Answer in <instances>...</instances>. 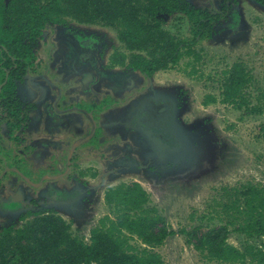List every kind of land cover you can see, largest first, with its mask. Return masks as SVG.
Here are the masks:
<instances>
[{"label":"rangeland","instance_id":"1","mask_svg":"<svg viewBox=\"0 0 264 264\" xmlns=\"http://www.w3.org/2000/svg\"><path fill=\"white\" fill-rule=\"evenodd\" d=\"M188 3L196 10L216 13L219 12L222 2L188 0ZM230 7L231 13L238 18V25H233L229 15L226 22L213 24L211 39L198 40L193 47L201 58L196 64L199 74H203L201 80L187 76L189 68H186V63L192 61L193 57L184 56L176 66L157 72L150 80L140 72L132 71L130 80L138 85L130 86L129 89L124 84V92L117 93L114 87L119 84L114 82L115 78L112 81L109 77H102V74L111 72L124 78L131 72L120 67H102H107L113 52L125 51L117 40L116 31L99 25H80L69 19H65V25L87 29L102 42L103 53L97 67L86 64L82 72L78 71L76 74L75 71H68V68H64L61 74L55 73L52 65H45L47 59L54 56L58 46L57 44L54 47L50 42H40L39 47L34 50L32 60V56L26 53L24 60L26 64L30 63V66H33V59L37 58L35 65L43 76L39 85H47L46 82L50 83L54 79L55 83L67 91L61 94L60 107H73L68 113L69 124L54 130V136L61 137L63 144L70 148L72 141L79 139L89 130V127L85 129L84 126L89 122L87 113L92 110L95 122L104 126L98 129L93 140L76 150V153L80 154L98 147L94 157L87 158L89 162L82 166L70 164L69 174L72 180L63 177V180L60 178L61 183L53 185L57 190L66 189L80 194L79 199L72 202L75 206L69 207L67 203H49L39 208L30 204L31 198L43 197L39 193L47 191L48 184L44 183L41 192L24 193L25 207L28 205L25 209H0V231L9 225L21 226L24 222L21 219L30 214L55 213L71 223L75 234L87 239L91 228L108 214L103 201L104 192L121 183L137 182L149 195L151 204L165 218L171 231H190L201 222V231L204 232L207 229L205 225L209 207L219 201V193L223 187L243 185L248 181L264 186V112L261 115H249L244 109L236 110L231 105L222 104L219 88L222 71L230 68L233 63H243L253 78V83L246 87L244 94L247 98L249 95L251 105L259 103L257 96L264 93V8L251 0H237V3L231 4ZM58 26H48L47 34L50 35L52 29ZM162 28L180 39L189 40L192 37L190 23L183 14L164 16ZM62 62L59 60V66ZM84 72H90L93 79V86H88L87 89L84 86L85 78L82 79ZM148 83L150 90H143L141 97L155 95L154 99L171 105L173 117L170 128L166 131L175 144H170L169 147L161 145L155 138L153 141L148 139L146 129L149 127H140L134 131L118 122L124 117L129 119L130 109L138 103L137 98L128 99L127 95L132 90L144 89ZM41 88L46 89L45 86ZM52 90L54 89L51 88L46 94L50 98L54 96ZM210 93L217 97V102L203 106L201 103L204 96ZM20 94L26 97L27 91L23 88ZM97 95L101 97L97 99ZM124 99L128 100V105L126 106V103L124 107L118 106ZM104 120L107 121L106 124ZM73 121L83 124L82 128H77ZM47 129L46 123H43L40 134L46 135ZM37 134H26L18 150L14 149L15 153L21 156L24 141L29 137L32 136L34 143L38 141L37 137L42 139L36 136ZM164 134L166 136L165 132ZM5 143L7 145L6 141ZM32 149L47 151L45 146H34ZM14 150L12 147L4 152L0 145V154L6 156L7 165L17 168L20 174L34 181L40 180L42 174L60 172V163L62 170L66 167L64 163L67 152L63 154L62 151L54 150L56 160L48 162L49 159L46 158L42 165V162H35L31 156L17 160L16 157L10 156ZM51 150L53 152V148H50ZM79 171L84 175L81 176ZM20 180L15 173L9 172L5 175L4 181L13 184V188L7 193L10 197L15 193V189L19 188L17 185ZM243 242V237L237 234H231L227 239V243L236 248H240ZM156 251L164 264H216L206 262L192 246L186 244L184 237L178 234L169 237Z\"/></svg>","mask_w":264,"mask_h":264},{"label":"trees","instance_id":"2","mask_svg":"<svg viewBox=\"0 0 264 264\" xmlns=\"http://www.w3.org/2000/svg\"><path fill=\"white\" fill-rule=\"evenodd\" d=\"M251 1L264 8V0ZM175 12L189 16L193 25L191 39H180L162 28L160 15ZM213 18L208 11L189 9L183 0H8L7 5L0 0V48H7L8 53L11 49L12 57L24 59L25 53L31 52L25 50L26 46L35 42L46 26L63 24L69 19L116 31L125 51L113 53L112 66H127L151 77L176 66L184 56H192V61L186 63V74L201 80L203 74L196 66L201 58L193 47L198 40L212 38ZM25 40L27 44H23ZM6 53L0 49V83L13 66ZM17 67L19 70L13 72L17 75L21 71L20 78L26 62ZM221 75L222 104L244 109L249 115L263 114L264 93L257 96L259 103L255 105L244 94L253 78L243 63H233ZM12 88L13 84L8 82L1 96L9 98L14 93ZM216 102L217 97L210 93L201 104ZM4 177L0 179V190ZM219 197L209 207L204 232L201 222L190 231L174 232L139 183H121L104 192L108 214L91 228L87 239L75 234L71 223L55 213L30 214L21 219V226L3 228L0 264H164L156 250L176 234L183 236L186 244L208 263L264 264V186L248 181L223 187ZM231 234L243 237L240 248L227 243Z\"/></svg>","mask_w":264,"mask_h":264},{"label":"flooded vegetation","instance_id":"3","mask_svg":"<svg viewBox=\"0 0 264 264\" xmlns=\"http://www.w3.org/2000/svg\"><path fill=\"white\" fill-rule=\"evenodd\" d=\"M183 1H184V3H186V5L189 9L190 8L194 9L193 7H191L190 3H188V0H183ZM234 1L236 4L237 0H228V1L221 0L222 3H221V7H220L219 12H216V13L215 12H208L209 16H214L212 24H211V29H210L212 33H213V26H214L213 24L214 23L217 24L220 21L226 22L229 15H230V18H232V20H233L232 21L233 25H238L237 16L234 15L233 13H231L232 7H230V6H231V4H234ZM4 3H5V0H4ZM7 3H5V5H7ZM223 7H226L227 9L223 10ZM172 14H174V13H172ZM179 14H183L186 17L188 23H190V32L192 33L193 32V25L189 19V16L187 14H184V13H179ZM160 17L164 18V14L160 15ZM207 20H209V19H207ZM65 23L66 22H64L63 24H58L61 26L57 25L58 27L56 29L53 28L52 33L50 35H48L46 32L47 27L50 25L46 26L45 29L42 31L41 35L39 37H37V39L33 43H28L26 40L23 41V44L28 43V45L26 46L27 48L25 50L30 49L31 52L28 54H29V56H32L31 59L33 58L34 50H36L39 47L40 42L41 43L42 42H50L52 45L54 44V47H56L57 44H58V46L56 48V52L54 53V56H51L50 58H48L47 61L45 62V65L46 66H48L49 64L52 65V67H54L53 71L55 73L61 74V73H63L64 68H68V71H70V72L75 71L74 73L76 74L78 71L82 72V70L86 64H88L89 66H92V67H97V65L100 64V61H101L100 59L102 58V53H103L102 42H100V40L97 37L93 36L90 31L88 32L87 29L72 28V27L65 25ZM162 27H163V24H162ZM199 30L203 31L204 29L199 28ZM0 49L3 51H6L8 53V51L4 47H2ZM113 53L110 55V57L108 59V62L106 65L107 67H105V66H102V67L107 68V69L108 68L113 69L115 67H120V68H124V70H126L127 72H129V71H131V72H130V74L127 73V77H124V78L122 76H117L116 73H114L115 74L114 75L111 72H109L105 75L102 74V77H104V76L107 78L109 77V79L111 78L112 81H113V78H115L114 82L118 83L119 86L116 88L114 87V89L116 90L117 93H123L125 90V87H123L124 84H125L124 86H126L128 88L130 86H135L138 84H135L134 81L130 80V75H132L131 73L133 70H131L130 68H127V66L121 67L118 65H115V66L111 65L110 59H111V56L113 55ZM7 55H8V57L11 58V61L13 62V66L9 67L8 71H6L8 73L6 84L8 82L13 84L14 89L12 88L11 92L12 93L14 92V93L8 98L7 96L2 97L1 96L2 89L0 91V145H1V148L3 149L4 152H5V150L7 151V149L12 148V147H13V150L15 148H16V150H18V146H19V144H21L23 142V139L26 138L25 137L26 134L36 132V133H38L36 136L43 135V134H40L43 123H46V127L48 128L47 129L48 132L50 134H52L53 137H57V136H54L55 135L54 130L59 128L61 126L60 124L62 122H64V120L66 121V119L69 118L68 115H70L67 112L56 114V112L58 110L57 102L62 101V100L61 101L58 100V97H60V96L62 97L61 94L63 92H67L64 90V88H61V86L59 84L55 83L54 79L51 80V82L49 81L50 83L46 82L47 85L40 84L41 86H45L46 89L45 88L42 89L41 86L39 85L40 81L43 80V78H42L43 76H42V74H40L37 71V68H36L37 66L35 65L37 58L33 59V66L26 64L24 72H22L23 74L19 78L18 75H21V71L18 72L17 75L14 74V72L19 70L17 65L21 66L26 60H24L23 58L12 57L10 55V53H8ZM59 60L63 61L61 66H59V64H58ZM94 60H95V62H94ZM90 62H92V63H90ZM31 68L34 69V70L32 69V72H31ZM20 70H21V68H20ZM39 70H40V68H39ZM87 74L90 75V72H84V74L82 75V79H84V78L86 79ZM145 77L147 78V80H149L151 78V77H147V76H145ZM97 82H98V80H97ZM92 83H93V79L90 76V79L84 81L85 88L87 89L88 86H93ZM27 84L29 85V87H27ZM149 87H150V85L148 83V86L146 85V87H144V89L138 90V91L132 90L131 93L129 95H127L128 99L137 98L138 103L135 104V106L130 109L129 119H126L125 117L122 118V120L118 121L120 124H123L126 128L133 129L134 131L138 127H142L141 125H139V123L137 122V120L135 118H136V115L138 112L137 110H138V105L140 104V102L143 100H147L149 98H151V99L153 97L155 98V95H152V96L149 95V97H146V96L141 97L142 91L148 90L146 88H149ZM23 88L25 91H27L26 97H23L20 94V92ZM51 88L54 89V90H52L54 93L52 102L45 104V101L47 99L46 96H49L46 94L48 91H50ZM149 90H150V88H149ZM65 95H67V94H65ZM27 97H29L30 100H28ZM64 97H66V96H64ZM157 101H160V100L158 99ZM163 103H166V102H163ZM125 104H126V106L128 105V100L124 99L123 101L119 102L118 106L124 107ZM72 108L73 107L70 106L69 110H71ZM49 114H51L52 116ZM170 115H171V110L169 113H166V118H167V116L169 117ZM132 119H133V121H132ZM106 123H107V121L104 120V124H106ZM67 124H69V123H65V125H67ZM170 125H171V122L170 121L168 122L165 119V121L159 122L158 127L155 130H152L151 128H149L151 130L149 132H147L148 139H150V140L152 139V141H153L155 138L158 141V143H160L161 145H164V146H168V147L170 146V144L174 145L175 143H174L173 139L168 135V133L166 131L167 128H170ZM164 132L166 133V136H165ZM161 133L164 134V138H165L164 141L156 138L157 134H159L160 136H163V134H161ZM31 137H29L28 140L26 139L24 141L22 153L19 151V153H21V156H19L17 153H15V150H14V152H12L10 154V156L16 157L17 160L21 159V157H22V159L23 158L25 159L26 157L31 156L33 159H35V162H36V157H35L36 155L33 154L35 152H34V150H33V152H30V147H32V146L44 147L45 144L42 143V139H40L39 137H37L38 141L36 143H34V140ZM5 141L7 142V145L11 144V146H7ZM169 141H170V143H169ZM47 144H48V146H52L51 142H48ZM158 150H160V149L158 148ZM53 153H54V155L53 154L48 155V158H47L51 162L54 161L53 157L57 156L55 152H53ZM5 154H7V153H5ZM5 157H6L5 155L0 154V167L2 166L1 170H0V179L5 175V173L10 172L9 171L10 167L7 165V160H6L7 158H5ZM26 177H28V176H26ZM64 177H66L68 180H72V176H70V175H68V176L66 175ZM61 179L63 180V178H61ZM40 180H42V183L38 187L27 186V183L24 181H23L24 182L23 184L25 186L23 184L17 185V186H19L18 189L22 192V195L20 198L21 201L14 202V203L9 202V200L12 198L17 199V197H16L17 188L15 189V193L12 194L13 196L10 197V195L7 194L6 188H5L7 182L4 181V183L2 185L3 187L0 190V209H2L3 211L10 210V209L12 210L13 208H20V207H21V209H25L28 205H26V207H25L26 201L24 200V193L25 194L26 193L27 194H30V193L36 194L38 192H41L42 191L41 188L43 187L44 183L48 184V186L46 187L47 191H43V192L39 193L43 197H40L37 199H35V197H33L30 200L28 199L30 204H32L35 207H39V208L41 206L48 205L49 203H52L54 205H58V203H60V204L67 203L69 207L75 206L74 204H72V202L76 199L78 200L80 194H78L75 191H67L66 189L65 190L55 189V186H53V185L61 183L62 180L60 181V178H58V179H43V175H42L40 177ZM39 182H41V181H39ZM5 195H7V196L4 197ZM43 199H46L47 201H42ZM17 200H19V199H17Z\"/></svg>","mask_w":264,"mask_h":264},{"label":"crops","instance_id":"4","mask_svg":"<svg viewBox=\"0 0 264 264\" xmlns=\"http://www.w3.org/2000/svg\"><path fill=\"white\" fill-rule=\"evenodd\" d=\"M27 87H29L28 84H27ZM99 96L101 97V95H97V99H99ZM59 98H61V100H62L61 96ZM149 99H151V98H149ZM152 99H154V97ZM154 100H156V99H154ZM47 102L49 103V100L45 101V104H48ZM58 107H59V104H58ZM59 109H61V108L60 107L58 108L56 114L62 112V110H59ZM78 109L80 110V108H78ZM87 118H88L89 122H87L85 124L84 128L87 129L89 127V130L86 133H84L79 139L72 141L70 148H67L63 144L62 139L59 136L56 138V137H46V135H44V136L40 135L41 138H42V143L45 144L44 146H45V148H47L46 149L47 151L43 152V151H40V150H34L35 153H33V154L36 155L35 156L36 157V162H38V163L42 162V165H43V162H44V160L46 158H48V155H52V154L54 155V153H53L54 150L58 151V152L62 151L63 154L65 152H67V154L65 156V163H64L66 167L62 170L61 169V163H60V166L58 167L60 172H54L52 174H42L43 175V179H58V178H63L66 175L68 176V175H70L69 174V172H70V167H69L70 164L75 163L78 166H82L84 163L89 162V159H87V158L92 157L94 154H96V152L98 151V147L97 148H92L91 150L88 149L87 151H83L80 154L76 153V150H78L83 145L89 143L91 140H93L95 138V135H96V132L98 131V129L102 128L104 126V125L101 126L102 123L98 124L97 122H95L96 120L94 118L93 110L87 113ZM73 122H74V124H76L77 128H79V129L82 128L83 124H81V123H79L77 121H73ZM138 123H139V125H141L140 122H138ZM139 128L140 127H138L137 129H139ZM48 142H51L52 146H48V144H47ZM32 147H34V146H32ZM32 147H30V152H33ZM50 148H53V152H52V150L50 151ZM79 155H81V156H79ZM21 159H22V157H21ZM21 159H18V160L21 161ZM53 160H56V156L53 157ZM49 161L50 160H48V162ZM86 165H88V164H85V166ZM87 167H90V165H88ZM80 168H82V167H80ZM9 171L11 173H15L16 175H18L21 178V180L18 181L19 182L18 185L19 184H23L24 182H26L27 186L38 187L42 183V180L34 181V180H32V179H30L28 177L23 176L22 174H20V171L17 168H15V167H10ZM80 173H81V176L84 175L82 171ZM6 174L7 173H5V175ZM84 178L86 179V177H84ZM39 181H41V182H39ZM6 182H7V184H6L5 188H6V192L8 193V192H10L9 190L13 188V184H12V182H9V181H6Z\"/></svg>","mask_w":264,"mask_h":264},{"label":"water","instance_id":"5","mask_svg":"<svg viewBox=\"0 0 264 264\" xmlns=\"http://www.w3.org/2000/svg\"><path fill=\"white\" fill-rule=\"evenodd\" d=\"M7 2H8V0H5V3H7ZM7 77H8V73L6 72L5 73V79L0 84V91L3 88V86L6 84ZM88 79H90V75L87 74V77H86V79H84V81H86ZM46 98H47L46 101L49 99V102H52L53 98H50L49 96H46ZM59 99L61 100V98L58 97V100ZM58 104L60 107L59 101L57 102V108H59ZM62 107H63V105H62ZM62 107H60L61 109H59V110H62L61 113H65V112L70 113V111L72 110V109L69 110V107H66V106H64L63 108ZM170 107H171L170 104L163 103V102H160V101H157L154 99L143 100L138 105V110H137L138 112L136 115V120H137V122L141 123L142 127H149L152 130H155L158 127L159 122L165 121V119H166V121L171 122L172 117H173L172 115H170L169 117L167 116V118H166V113L170 112ZM49 115H51V114H49ZM68 121H70L69 118H67L66 121L64 120V122H62L60 124L61 125L60 127H64L65 123H69ZM151 129H146V132H149ZM41 136H44V135H41ZM46 137H53V136H52V134L47 132ZM156 138L163 140V141L165 140L164 136H160L159 134L156 135ZM21 195H22V193L20 190L16 192L17 199L21 198ZM17 199L12 198L9 200V202H13V203L19 202V200H17Z\"/></svg>","mask_w":264,"mask_h":264}]
</instances>
